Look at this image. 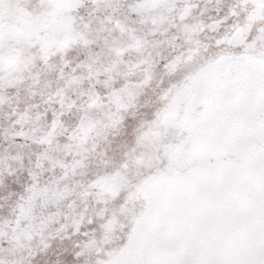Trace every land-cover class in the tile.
Listing matches in <instances>:
<instances>
[{
	"label": "snow or ice",
	"instance_id": "obj_1",
	"mask_svg": "<svg viewBox=\"0 0 264 264\" xmlns=\"http://www.w3.org/2000/svg\"><path fill=\"white\" fill-rule=\"evenodd\" d=\"M0 264H264V0H0Z\"/></svg>",
	"mask_w": 264,
	"mask_h": 264
}]
</instances>
